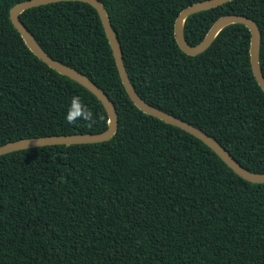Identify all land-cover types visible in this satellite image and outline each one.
<instances>
[{"label": "trees", "instance_id": "1", "mask_svg": "<svg viewBox=\"0 0 264 264\" xmlns=\"http://www.w3.org/2000/svg\"><path fill=\"white\" fill-rule=\"evenodd\" d=\"M21 1L0 0V145L106 130L97 97L42 62L11 24L9 10ZM99 1L140 97L264 173V91L248 28L230 24L191 56L177 45L174 22L202 0ZM229 13L258 25L264 76V0L189 15L186 41L198 44ZM20 20L51 57L103 89L118 126L108 141L0 156V264H264V183L240 177L201 140L132 103L96 9L58 1Z\"/></svg>", "mask_w": 264, "mask_h": 264}, {"label": "water", "instance_id": "2", "mask_svg": "<svg viewBox=\"0 0 264 264\" xmlns=\"http://www.w3.org/2000/svg\"><path fill=\"white\" fill-rule=\"evenodd\" d=\"M58 1H81L90 4L96 9L101 20L104 32L110 44L120 80L129 99L138 109L166 123L179 127L180 129L198 138L212 151H214L233 172H235L245 180L253 183H264V173H255L244 168L214 137L210 136L195 125L149 104L140 97L129 79L117 34L110 24L109 17L106 9L104 8V5L99 0H24L13 5L10 8L9 20L13 27L20 34L25 45L35 56H37L42 62H44L53 70L79 83L97 97V99L103 105L107 114L106 130L98 133L48 135L14 140L0 145V156L13 151L46 145L63 144L68 146L80 143L104 142L108 141L117 130L118 116L116 108L108 95L103 91V89L97 86L84 73L51 57L47 52L43 50L32 33L24 26V24L20 20V14L26 9ZM228 1L230 0H202L194 2L182 9L177 15L174 22L175 41L184 53L195 56L204 52L224 27L235 23L246 26L250 31L249 54L252 72L257 83L264 91V76L262 74L259 62L261 33L258 25L254 20L241 14L229 13L218 17L212 23L204 38L198 44L190 45L184 37V21L189 15L212 9Z\"/></svg>", "mask_w": 264, "mask_h": 264}]
</instances>
